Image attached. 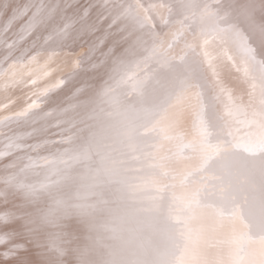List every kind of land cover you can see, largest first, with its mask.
<instances>
[{
    "label": "bare ground",
    "instance_id": "obj_1",
    "mask_svg": "<svg viewBox=\"0 0 264 264\" xmlns=\"http://www.w3.org/2000/svg\"><path fill=\"white\" fill-rule=\"evenodd\" d=\"M262 25L264 0H0V253L28 245L0 264H264Z\"/></svg>",
    "mask_w": 264,
    "mask_h": 264
},
{
    "label": "snow or ice",
    "instance_id": "obj_2",
    "mask_svg": "<svg viewBox=\"0 0 264 264\" xmlns=\"http://www.w3.org/2000/svg\"><path fill=\"white\" fill-rule=\"evenodd\" d=\"M264 27V25H262ZM12 239L11 237L6 238L3 243H8V241ZM28 245L26 241H17L13 242L9 249L4 253H0L3 255L5 259H9L12 257H19L21 254L28 255ZM17 264H38V261L29 258L28 260L17 259Z\"/></svg>",
    "mask_w": 264,
    "mask_h": 264
},
{
    "label": "rangeland",
    "instance_id": "obj_3",
    "mask_svg": "<svg viewBox=\"0 0 264 264\" xmlns=\"http://www.w3.org/2000/svg\"><path fill=\"white\" fill-rule=\"evenodd\" d=\"M85 1H90V0H85ZM171 5V4H170ZM165 32V31H164ZM31 36V35H30Z\"/></svg>",
    "mask_w": 264,
    "mask_h": 264
}]
</instances>
